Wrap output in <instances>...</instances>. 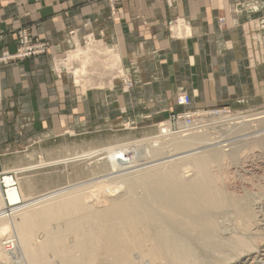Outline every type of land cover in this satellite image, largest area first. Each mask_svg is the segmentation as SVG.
Wrapping results in <instances>:
<instances>
[{
  "label": "crops",
  "instance_id": "1",
  "mask_svg": "<svg viewBox=\"0 0 264 264\" xmlns=\"http://www.w3.org/2000/svg\"><path fill=\"white\" fill-rule=\"evenodd\" d=\"M113 1L112 13L109 0H0V51L15 50L21 26L49 46L0 64V157L119 125L151 130L181 108L178 92L194 110L264 108V0ZM86 47L93 66L77 80Z\"/></svg>",
  "mask_w": 264,
  "mask_h": 264
},
{
  "label": "bare ground",
  "instance_id": "2",
  "mask_svg": "<svg viewBox=\"0 0 264 264\" xmlns=\"http://www.w3.org/2000/svg\"><path fill=\"white\" fill-rule=\"evenodd\" d=\"M90 48L74 52L82 61L80 70L73 69L77 80L84 78L83 64L94 59ZM209 120L181 130L165 123L151 143H140L141 152L105 147L113 169L85 187L76 183L26 195L22 182L9 173L34 165L1 170L0 264L8 255L16 258L13 264H264V166L254 168L249 161L264 158V149H245L264 148V127L258 128L264 111ZM228 131L236 137L221 145ZM244 142L250 144L240 151ZM67 156L51 163L75 158ZM114 176L120 179L104 188L103 181Z\"/></svg>",
  "mask_w": 264,
  "mask_h": 264
},
{
  "label": "rangeland",
  "instance_id": "3",
  "mask_svg": "<svg viewBox=\"0 0 264 264\" xmlns=\"http://www.w3.org/2000/svg\"><path fill=\"white\" fill-rule=\"evenodd\" d=\"M109 1H110V10L113 13L115 10V7H114L115 4H114L113 0H109ZM166 2H167V5L168 4L170 5L173 3V0H166ZM220 24H222V23H220ZM23 28H25V27L21 26V28H17V30H15L16 31V44H15L16 48H15V50L13 52H11L9 50H5V49H2L0 51V52L6 51L10 55V57H8L7 60L0 61V64H8L11 61L22 60L24 58H27L24 56H22V57H14L13 56V54H15L19 48L24 47V46L20 45V43H19V31L22 30ZM111 52L108 53V55L110 54L109 55L110 59L113 57L111 60H109V64L110 65L112 64V65L111 66L109 65V66L112 68L113 73L115 72L114 75L118 76L119 80H120V75H122L123 73H122L121 68H119V66L116 65L117 62L119 65V58L117 57L118 53L116 52V50H111ZM12 106H13V104H12ZM220 108L228 109L230 111V113H232L233 115H240V114L245 115V114H250L253 112L257 113L260 111H264V108H262L260 110H255V111L250 110V111H245V112H235L234 110L229 109L227 107H220ZM209 118L210 117L203 116L202 120H204L203 122L211 123L210 122L211 120H209ZM165 120H162L160 122H163ZM158 123L159 122H157V124L154 125V127L151 130H144V129L138 130L135 125L128 124V125H119L116 129H113V131H101L98 134H85L84 136H70L69 138H67V137H65V138L64 137H57V138L54 137L53 140H49V141L42 140L43 142L39 143L38 148L28 146L27 147L28 149H25V152L20 151V152H18V154L13 153L11 155L1 156L0 157V171L1 170H12V169L19 168V167L21 168L22 166H23L22 168H24L26 166L34 165V167L29 168V169L26 168V170H24L22 172H19V171L15 172V170L11 171L14 174L13 177H17L19 179V181L22 182L21 183V184H23L22 188L24 189V194H26V195H34V194L40 195L42 192L44 193V192L55 190L56 187L61 188V187H65V186H71L72 184L75 185L76 183L77 184L83 183L81 187H85L86 185L95 183L97 181V179L99 180L97 182H100L102 180V178L105 179L106 176H104V174H107V173L112 171V169H113L112 162H110V160L108 159V156H107L108 154L105 151L106 148H108L107 146H110V147L122 146L123 149L125 147H129L131 149H137L138 151L141 152V150L143 151V146H141L140 143H143V141L151 143L150 137L157 136V134H159L160 131L158 130L159 129ZM172 124L173 125L171 126V130L176 128L175 123H172ZM260 126L264 127V123L260 124L259 127L258 126L257 127L260 128ZM222 131H224V130H222ZM214 132H216V131L214 130ZM209 133H210V131H209ZM229 133H230V131H228L227 133H224V134L222 133V135H221L222 140L220 141L221 145L228 144L231 140L234 139L232 137L235 136V133L231 132L230 133L231 135ZM217 134H219V133H217ZM214 135H216V133H213V136ZM230 136H232V137H230ZM228 139H230V140H228ZM133 141H134V143H133ZM124 142H125V144H124ZM122 143L124 144V147H123ZM135 143H136V145H135ZM244 143L245 144L243 146V149L240 151H244L245 149L246 150L264 149L263 147L260 148V147L255 146V145H251L250 143H247V144H246V142H244ZM144 144H142V145H144ZM132 145H133V148L130 147ZM246 145H249L250 147L247 146L248 147L247 148ZM157 146L158 145H154V148ZM227 147L228 146H225V148H227ZM244 147H246V148L244 149ZM82 151L83 152L87 151V154H85V156L77 158L76 155L82 153ZM70 155L71 156L74 155V157L76 159L71 158L70 161H68L66 163H60V162L56 163V164L51 163V162L55 161L56 159L63 158L65 156L70 157ZM126 155H125L126 157H131L130 152H128V154L126 153ZM118 156H120V154H118L117 157ZM132 156H133V152H132ZM131 159H133V158H130V160ZM139 159H142V158H139ZM40 160L41 161L42 160L47 161V162L49 161L50 163L49 164L48 163L47 164H40V162H41ZM249 161L254 162L255 165H253V163L249 162ZM249 161L247 162V164L250 163L249 165H251V166L253 165L254 168L260 169L262 166H264V158H262V157H261V159L256 158V157L251 158V159H249ZM261 162H262V165H261ZM247 166L245 167V170L250 168L249 170L251 172H256V173L258 172L257 170L253 169L250 166H248V168H247ZM100 175H102L103 177ZM110 176H113V175H110ZM24 179L25 180L27 179L28 182L27 181L25 182ZM92 179H94V180H92ZM119 179L120 178L115 177V176L108 178L106 180V182L103 181V183H104L103 187L108 189V187L106 185L112 186L113 183H115V181H118ZM84 184H86V185H84ZM93 187H94V191H95L97 186L94 185ZM93 187L86 188L85 190H93ZM96 192H97V190H96ZM38 193H40V194H38ZM95 193H93V195ZM96 194L94 196H96L95 198H98L97 197L98 194L97 195ZM41 235H42L41 233H37L36 236L39 237V239H42ZM5 236H7V235L6 234L3 235V237H5ZM8 257H9V259H8V262L6 264H10V263L13 264V263L17 262L16 258L13 257L12 255H8ZM9 260H11V262Z\"/></svg>",
  "mask_w": 264,
  "mask_h": 264
},
{
  "label": "built area",
  "instance_id": "4",
  "mask_svg": "<svg viewBox=\"0 0 264 264\" xmlns=\"http://www.w3.org/2000/svg\"><path fill=\"white\" fill-rule=\"evenodd\" d=\"M218 21L220 23L224 22L222 18L219 19ZM19 43L24 47L19 48L17 52L13 54L14 57H22V56L35 57L37 55L45 53L49 48L48 43L46 41L39 39L34 40L30 32H28L26 28H23L22 30L19 31ZM8 57H10V55L6 51L0 52V61L7 60ZM120 81L122 87H124L125 89L132 84L131 78L125 74L120 75ZM175 101L176 104L181 107V109L176 111H171L169 117L165 121L158 123L159 124L158 127L162 126L165 128V125L163 124L169 123L172 126L173 125L172 123H175L176 128L172 130L187 129V127L198 128L202 124H206V122L204 123L202 121L203 116L216 117L222 115L229 117L230 114H232L226 108L201 109V110L190 109L187 107L191 102L187 92H178L175 95ZM178 123H182L183 127H179ZM9 174L11 175L12 172ZM3 188L4 186L2 188L0 186V190H2ZM6 245L7 247H9L8 242L6 243Z\"/></svg>",
  "mask_w": 264,
  "mask_h": 264
}]
</instances>
